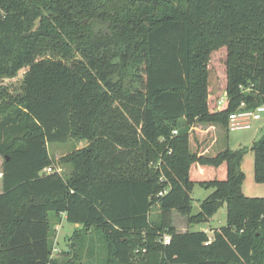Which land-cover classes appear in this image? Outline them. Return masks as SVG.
Wrapping results in <instances>:
<instances>
[{"label":"trees","instance_id":"trees-1","mask_svg":"<svg viewBox=\"0 0 264 264\" xmlns=\"http://www.w3.org/2000/svg\"><path fill=\"white\" fill-rule=\"evenodd\" d=\"M22 69L17 91L0 88V264H83L79 251L52 258L60 213L103 233L104 264H264V196L241 190L243 149L189 148L197 124L227 128L264 101V0H0V75ZM69 140L86 145L50 157ZM250 149L264 183V136ZM58 165L67 177L43 172ZM194 185L212 191L192 214ZM222 205L211 236L173 224Z\"/></svg>","mask_w":264,"mask_h":264},{"label":"rangeland","instance_id":"rangeland-1","mask_svg":"<svg viewBox=\"0 0 264 264\" xmlns=\"http://www.w3.org/2000/svg\"><path fill=\"white\" fill-rule=\"evenodd\" d=\"M224 49L213 52L210 59V77L212 85V93L219 95L224 87L225 79L223 72L225 71ZM23 69L15 76L8 78L0 75V88L6 87L8 90L17 91L22 79ZM13 92V91H12ZM224 98V94L221 95ZM264 136V114L258 120H252L249 127L228 129L218 124H197L190 130L189 148L191 152H198L204 155H215L219 151L228 147L231 150L243 149L240 169L244 174L241 190L244 195L251 197L264 196V183L257 182L253 175V152L250 149L251 143ZM86 145L85 140L73 142H52L48 144V153L51 157L63 155L73 148H80ZM71 170L70 166H62L60 175L67 177ZM212 191V188H204L194 185L191 198L192 210L195 214L200 210L201 201ZM157 207H154L152 214L156 215ZM50 231V241L52 244V258L57 261H64L67 258L65 254L68 251H79L83 264H104L105 260V238L103 233L95 228L88 230L79 229L73 223L62 219L61 222L56 219L52 220ZM172 221L177 231L183 232L204 230L211 236L212 229H218L226 223V208L222 205L205 222L188 224L186 217L178 212L172 213ZM58 225V229L55 225ZM78 228L77 234L72 233Z\"/></svg>","mask_w":264,"mask_h":264},{"label":"built area","instance_id":"built-area-1","mask_svg":"<svg viewBox=\"0 0 264 264\" xmlns=\"http://www.w3.org/2000/svg\"><path fill=\"white\" fill-rule=\"evenodd\" d=\"M221 102V99L219 100V103ZM243 104V103H242ZM241 104V105H242ZM262 114H264V101L257 105L254 109H239L234 112H231L228 115V123L227 128L228 129H235V128H246L249 127L252 120H258L262 117ZM173 134L176 133V130L172 131ZM53 170H51L50 167L44 168L43 172L49 173ZM163 192H159V194H162ZM169 236L164 234L161 236L160 240L162 243H168L169 242Z\"/></svg>","mask_w":264,"mask_h":264},{"label":"crops","instance_id":"crops-1","mask_svg":"<svg viewBox=\"0 0 264 264\" xmlns=\"http://www.w3.org/2000/svg\"><path fill=\"white\" fill-rule=\"evenodd\" d=\"M47 150H48V144H47ZM60 155H56V156H53L52 158L56 159L58 158ZM51 157V156H50ZM1 163H2V158L0 157V174H1ZM60 169L62 170V166L61 165H58L55 167V169H53V171H57L58 173H60ZM0 191H1V176H0ZM62 219H65V214L64 213H60L58 218L56 219L57 221L61 222ZM58 229V225L56 224L55 225ZM75 227H78V224H74ZM175 226V225H174ZM213 230V229H212Z\"/></svg>","mask_w":264,"mask_h":264}]
</instances>
